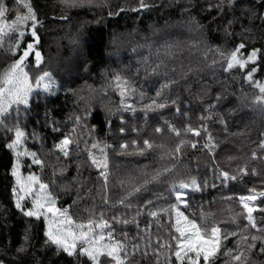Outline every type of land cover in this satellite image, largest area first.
Segmentation results:
<instances>
[{
    "label": "trees",
    "instance_id": "trees-1",
    "mask_svg": "<svg viewBox=\"0 0 264 264\" xmlns=\"http://www.w3.org/2000/svg\"><path fill=\"white\" fill-rule=\"evenodd\" d=\"M0 2L6 6L8 23L26 13L18 0ZM26 2L40 21L36 47L43 56L41 69L51 73L53 94L34 93L26 118L21 112L19 124L27 134L24 148L42 161L37 165L21 157V175L38 176L49 186L57 207L67 208L75 222L107 219L115 238L127 243L125 264H175L168 249L160 248L156 255L157 238L174 251L172 236L178 235L175 213L159 210H170L176 203L173 185L195 179L200 190H181L187 193L182 197L187 203H181L179 210L202 227L221 229L220 252L213 264H232L225 252L236 254L238 244L245 246V236L250 242L251 235H264L248 225L239 202L240 196L257 194L253 216L257 227L264 228V212L259 210L264 208V196H259L264 192V150L259 147L264 141V103L257 101L256 87L257 82L264 84V21L259 18L264 16V0H234L232 7L228 0H144L150 7L144 11L132 10L139 0H94L92 5L73 8H65L59 0ZM110 11L118 14L109 16ZM25 31L21 47L31 39L30 22ZM15 38V33L4 37L0 74L16 58L9 51ZM241 42L245 58L256 48L258 59L243 70L226 72V57ZM29 59L27 70L34 79L39 70L33 67L34 57ZM56 59L54 66L51 62ZM252 67L257 70L248 81L245 77ZM116 75L131 89L124 105L131 104L134 112L121 106ZM218 95L222 100L216 103ZM152 100L166 101L167 106L147 108ZM209 104L215 107L209 109ZM15 116L13 111L0 124V264H90L87 257H68L45 244L43 218L24 217L16 209L14 157L7 147L14 139V129L8 131L7 126L16 123ZM53 122L58 131H53ZM168 124L181 136L169 132ZM189 125H203L207 131L202 129L199 137L185 134ZM157 126L162 133L155 131ZM209 134L216 145L212 153L203 147ZM65 135L72 140L67 157L55 147ZM146 139L151 148H144ZM181 139L198 141L197 147L188 144L176 154ZM120 144L128 147L121 149ZM100 148L108 158L106 186L88 159L89 151L99 159ZM164 168L171 171L164 173ZM158 172L159 179L153 180ZM221 172L229 173L226 182ZM23 203L31 207V198ZM150 211H157V217ZM133 244L138 245L134 254ZM260 246L257 241L250 254L245 249L250 256L247 264H264ZM21 247L24 251H18ZM101 259L109 264L108 258Z\"/></svg>",
    "mask_w": 264,
    "mask_h": 264
},
{
    "label": "snow or ice",
    "instance_id": "snow-or-ice-1",
    "mask_svg": "<svg viewBox=\"0 0 264 264\" xmlns=\"http://www.w3.org/2000/svg\"><path fill=\"white\" fill-rule=\"evenodd\" d=\"M19 3L23 4L26 9V13L23 15L18 14L11 23H8L5 19L6 16V6L0 2V47L3 46L4 37L11 33L16 34L14 43L9 48L11 54L16 57L10 67L2 74H0V124L11 117V113L14 111L16 113L15 120L16 123L7 126L8 131H13L14 129V139L7 144V147L12 151L14 161L11 168V176L14 178V184L12 187V196L15 202V207L19 210L24 217L33 218L39 221L43 218L45 230L44 237L45 244L54 246L56 251L65 253L68 257L78 258L87 257L90 264H104L101 257H106L109 260V264H125L128 250L127 243L122 240H117L114 236V230L109 224L108 220L103 216L98 221L89 219L86 223H77L68 213L67 208L57 207L56 198L48 190V185L43 183L41 179L34 175L29 174L23 176L20 173L21 167V157H29L33 164L40 165L42 161L37 157L35 152L28 151L24 148V142L26 140V132L23 127L19 124L21 119V112L27 116V113L31 111V100L33 99V94L36 93L37 96L42 93L53 94V81L51 73L48 71H43L41 69V64L43 63L42 52L36 47L39 44V36L37 25L40 23L35 10L32 8L30 3L26 0H18ZM59 2L65 8H73L84 6L85 4L92 5L93 0H59ZM229 6L234 5V0H228ZM148 5L144 0H139L138 8H133V11L138 9L147 8ZM123 11V9H120ZM118 13L109 12V16L117 15ZM65 19L66 17H61ZM264 21V16L259 17ZM30 22V36L31 39L24 42V46L21 47L24 37L26 35V27L29 26ZM7 29V30H6ZM245 49V44L241 42L231 51L226 57V72L238 68L243 70L249 63L255 64L258 59L259 49L253 48L251 52L247 53L246 58L242 53ZM223 55V53H221ZM30 57H34L33 67L39 70V73L33 77L30 76L29 72L26 70V61H30ZM256 68L252 67L245 77L246 80L251 81L253 79V74L256 72ZM115 81V86L119 90L121 96V106L124 111H132L135 109L131 104L124 105V97L127 91L131 89L127 86V81L121 76L116 75L113 77ZM168 85H164L167 87ZM256 87L259 89L260 96L257 97V101L264 103V84L256 83ZM161 95L157 92V96ZM222 97L218 95L216 97V103H219ZM173 104L176 103L175 100L172 101ZM156 108L163 109L167 106V102H159L157 100H152V104L146 106L151 108L152 106ZM209 109L215 107L214 104H209ZM179 113V108L176 109ZM77 122H79L80 117H77ZM204 119V117H201ZM224 123L223 118L220 120ZM123 123V120H122ZM167 124V121H165ZM205 132L207 129L201 125L200 128H194L192 126H187L184 129L185 134L191 133L195 137L201 135V130ZM59 129L55 126L53 122V131H58ZM125 129L120 128V132L123 133ZM157 133H162L163 129L159 126L155 128ZM168 131L174 133L177 137L181 136V131L171 124H168ZM35 135V133H34ZM72 143V140L68 135L55 145L59 152L63 153L65 157L68 156V148ZM198 141H185L181 139L176 145L174 152L176 154L182 153V149L190 144V146L195 149L197 147ZM135 144V141H133ZM144 148H151L152 144L149 140H144ZM97 145L93 144L92 148H96ZM127 144H120L121 149H126ZM204 148L212 153L216 147L215 142L211 135L207 137V142L203 145ZM259 147L264 150V141L260 142ZM101 156L98 159L97 156L92 152H88V159L91 164L96 166L100 170V176L103 177L105 186L108 181V158L107 154L104 152L103 148L99 149ZM253 159L256 158V153L253 154ZM171 169L164 168L163 172H170ZM241 172L246 174L244 169ZM162 173L158 172L153 176V180L159 179ZM253 174L255 172L253 171ZM223 180L226 182L230 177L228 172H221L219 174ZM231 179L235 180L236 177L232 176ZM200 184L197 183L195 179L191 183H180L177 186L173 185L171 191L175 195L176 203L171 205L170 210L160 209L159 211L164 213L174 212L175 213V223L173 225L175 233L178 235H173L172 240H175V250L172 251V245L168 242H161L157 238L158 249L156 250V255L159 257V249H168L171 255L175 256V264H213L214 258L220 252V242H221V229L215 225L208 227H202L198 225L195 221L189 220L182 211L179 210V205L181 203H187L182 199L187 193L181 190L191 189L192 191H199ZM135 191H140L136 188ZM259 196H264V192H260ZM31 198V207H25L24 201ZM257 194L243 195L239 197L240 205L244 211L245 218L248 221V225L252 229H256L258 232H264V228H258L255 222L253 213L257 210V205L254 203L257 200ZM124 201L122 200L121 203ZM146 203H151L147 201ZM264 212V208L259 209ZM139 214V213H138ZM152 217H157V211H150L148 213ZM129 221L125 219L124 224ZM99 229V231H97ZM126 238V234H125ZM223 238H227L226 236ZM245 241V246L243 248L238 244V251L236 254H231L232 250H228L224 255L230 256V261L232 264H247L250 256L245 255V249L250 254L253 249L256 248V242L260 241L259 252L264 253V235H251L250 242L249 237L245 236L242 238ZM28 237L25 235V241L27 242ZM150 247V245H146ZM133 254L138 249V245L133 244ZM18 251H24L21 247ZM147 254V253H145ZM243 258V259H242ZM170 264V262H169Z\"/></svg>",
    "mask_w": 264,
    "mask_h": 264
},
{
    "label": "rangeland",
    "instance_id": "rangeland-1",
    "mask_svg": "<svg viewBox=\"0 0 264 264\" xmlns=\"http://www.w3.org/2000/svg\"><path fill=\"white\" fill-rule=\"evenodd\" d=\"M94 1V0H93ZM74 53V52H73ZM73 57V56H72ZM58 61L59 59H56L55 61H52L51 64L56 66L58 65ZM26 66L28 65L27 61L25 62ZM28 67V66H27ZM27 67H26V70H27ZM66 67L67 68H72L73 66L70 64V63H66ZM28 71V70H27ZM31 76V75H30ZM32 77V76H31ZM250 114V112L248 111V113L246 114V116H248ZM97 231H99V229H97Z\"/></svg>",
    "mask_w": 264,
    "mask_h": 264
},
{
    "label": "water",
    "instance_id": "water-1",
    "mask_svg": "<svg viewBox=\"0 0 264 264\" xmlns=\"http://www.w3.org/2000/svg\"><path fill=\"white\" fill-rule=\"evenodd\" d=\"M148 8H150V7L143 8V9H139V11H140V10H143V11H144V10H147ZM37 28H38V25H37Z\"/></svg>",
    "mask_w": 264,
    "mask_h": 264
}]
</instances>
